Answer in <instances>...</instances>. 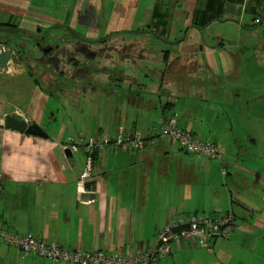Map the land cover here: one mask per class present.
Here are the masks:
<instances>
[{
  "label": "crops",
  "instance_id": "1",
  "mask_svg": "<svg viewBox=\"0 0 264 264\" xmlns=\"http://www.w3.org/2000/svg\"><path fill=\"white\" fill-rule=\"evenodd\" d=\"M207 18L217 19L206 25ZM260 26L264 0H0V45L21 62L0 69V223L66 250L137 254L157 249L169 218L231 214L229 239L205 246L183 240L154 264H264V106L236 105L218 94L221 82L239 79L230 74L229 47L244 31L248 41L252 33L258 38ZM38 47L48 48L46 55L61 52L65 61L54 70L42 67ZM116 51L129 71L113 66ZM147 59L151 74H133L144 71L138 63ZM43 68L53 94L35 76ZM79 74L89 76L87 83ZM64 78L79 90L93 89L79 100L99 94L104 104L94 110L99 97L78 101L71 112L76 99L60 103L61 95L76 96L59 87ZM135 89L151 95L141 103L150 115L109 102L118 91L132 96ZM90 111L100 117L89 121ZM14 114L49 137L8 129L6 118ZM173 116L183 131L216 144L222 161L188 154L169 138L141 152L100 151L86 185L95 198H79L88 155L82 148L73 152L71 138L115 139L119 128L148 137L160 118ZM0 264L64 263L0 243Z\"/></svg>",
  "mask_w": 264,
  "mask_h": 264
},
{
  "label": "built area",
  "instance_id": "2",
  "mask_svg": "<svg viewBox=\"0 0 264 264\" xmlns=\"http://www.w3.org/2000/svg\"><path fill=\"white\" fill-rule=\"evenodd\" d=\"M259 22L260 20H257V23ZM159 138H169L173 145L189 154L222 161V155L216 144L197 139L180 129L176 116L160 118L148 137L139 132L126 131L120 128L112 143L108 139H86L83 137H80L76 143L75 139L71 138L68 145L73 152H78L82 148L88 154L86 168L78 180L79 198L81 199L83 195L88 193L86 185L92 178L93 154L104 150L141 152L149 146L156 145ZM1 184L0 178V189ZM233 220L231 214L193 215L185 219L171 218L159 234L157 249L135 255L130 252H116L110 255L101 250L93 252L66 250L31 235L15 234L6 230L1 224L0 243L17 248L25 254L64 264H153L167 259L171 255L173 242L188 240L197 246H205L217 238L229 239L233 230Z\"/></svg>",
  "mask_w": 264,
  "mask_h": 264
},
{
  "label": "rangeland",
  "instance_id": "3",
  "mask_svg": "<svg viewBox=\"0 0 264 264\" xmlns=\"http://www.w3.org/2000/svg\"><path fill=\"white\" fill-rule=\"evenodd\" d=\"M260 31L261 32L258 34L259 35L258 38H256L255 35L252 33V38L248 37V38H250L249 41L246 38L247 33L244 31V35L242 36V39L237 38L238 43H234V44H232V46L229 47L233 51V56H234V61H235L233 71L230 74H239V79L232 81V82H226V83L221 82L220 86L223 88V90L220 91L218 89V94L224 93L226 95V99H228V101H229V99L232 98L231 102L236 104V105L250 104V105H256V106H264V27L263 26H260ZM48 35L49 34H46V36H48ZM11 43H12L11 45H13V47L16 48L17 45H16L15 40L12 39ZM244 43H250V44L244 45ZM16 49H18V48H16ZM38 49L40 51H42V53H40V56H39L41 61H43L42 67H48V68L54 70V69H56V67L59 63H63L65 61V57L60 54L61 52L57 55L51 53L50 55L46 56L43 53V50L40 49V47H38ZM112 50L113 49L110 48V51H112ZM121 53H123V52H121ZM121 53L119 54V52L116 51L115 54L117 56L115 57V60L113 62V66L118 67V69L122 68L124 71H129L130 68H128V67H131V66L128 65L127 62L123 63L121 61L122 60V58H121L122 54ZM34 55L37 56L35 53H34ZM127 55L128 54L125 51L123 56H127ZM29 59L30 58H29L28 51H27L26 54L25 53L23 54V60L27 61ZM138 65H141V69H144V71L143 72L135 71V73H133V74H145V72H147V74H151V69L154 68V66H153L154 64H151V60H149V59L145 60L144 62L141 61V63H138ZM31 66H34L33 63H31ZM98 67H100V64L98 62H96V63L93 62V68L96 69ZM135 67H136V65H135ZM33 68H34L33 73H36L37 71H35V67H33ZM138 69H140V68L138 67ZM82 70H83V68H82ZM43 73H48V70L43 68L40 72L35 74V76L37 78H39V80H41L42 82L44 81V83L46 84V87H47L46 90H48V88H49L48 91H50L53 94L54 89H51L49 87L50 82L47 79L48 76H50V74H43ZM93 74H100V72H93ZM112 74H119V73H117V69H116L112 72ZM124 74H131V73L126 72ZM50 78H51V76L49 77V79ZM73 78H75V77H73ZM73 78H71V80L64 78V80H65V81H63L64 85L61 84V85H59V87L60 88H69L70 89L69 91H71V92L75 91L76 96L74 94H71L70 96L61 95L60 96V101H61L60 103H63L67 106L68 101H72V100L76 99L77 101L74 100V102H72V104L68 106V107H70V109H73L71 112L74 111L75 106H76V108H79L78 107L79 104L77 103L78 101H81V102H83V104H85L88 101V99H92L90 101V103L92 104L94 98L99 97L97 99L98 103L96 105H91L94 110L99 108V103L104 104L105 100H103V97H100L99 94H97L96 96H88V98L86 100H84V99L79 100L80 97H78V96L80 94H82L83 92H85L87 90L89 91V89L92 92L93 89L90 86L86 87V85H84V86L81 85L82 87L79 90L77 85H75L76 83H73V81H74ZM77 78L80 81H82L83 83H87V81L89 80L88 75L79 74V76ZM145 81L146 80H142L141 83H143ZM130 91L131 90L118 91L117 96L114 97V99L109 100V102L111 104L114 103V104H116L120 107H124V108L131 107L134 115H138V114L139 115L141 114V116L144 114L150 115L151 114L150 111L145 113L144 108H142L141 103L145 102L148 98H150L151 95H149L145 91H139V90L135 89V90H132L135 93H133L131 96L128 93ZM82 96L84 97V95H82ZM221 98H223V97L221 96ZM68 99H70V100H68ZM100 99H102V100L100 101ZM126 102L129 103V105ZM131 102H135L136 104L134 106H130V105H132ZM247 114L251 115L252 119H253L254 114H252V113L251 114L247 113ZM95 115L99 116V113H96V112L94 113V112L90 111L89 115H88L89 121H91V119H93L95 117ZM221 115L224 116L222 118V120H227V118L225 117L226 116L225 112H221ZM145 119H148V118H145ZM59 120H62V118L60 117ZM147 133L148 132H146L145 135ZM262 145L264 146V143ZM148 148H151V147L149 146Z\"/></svg>",
  "mask_w": 264,
  "mask_h": 264
},
{
  "label": "water",
  "instance_id": "4",
  "mask_svg": "<svg viewBox=\"0 0 264 264\" xmlns=\"http://www.w3.org/2000/svg\"><path fill=\"white\" fill-rule=\"evenodd\" d=\"M10 62H18L19 56H17L11 48L4 45H0V69H7ZM6 127L11 130L18 131L23 134L31 136L41 137L47 139L48 134L37 124H30L27 122L21 114H14L6 118ZM93 194H85L81 197L83 201L94 199Z\"/></svg>",
  "mask_w": 264,
  "mask_h": 264
},
{
  "label": "trees",
  "instance_id": "5",
  "mask_svg": "<svg viewBox=\"0 0 264 264\" xmlns=\"http://www.w3.org/2000/svg\"><path fill=\"white\" fill-rule=\"evenodd\" d=\"M217 18L218 17H220V16H216ZM260 17V16H259ZM217 18H207L206 20H205V24L207 25L208 23H210V22H212L214 19H217ZM259 19V18H258ZM207 22V23H206ZM20 52H23V51H20ZM120 129V128H119ZM118 129V130H119ZM152 130V129H151ZM117 133H118V131H117ZM117 136V135H116ZM80 137H82V136H79V138ZM79 138L77 139H75V141H76V143L79 141ZM84 138V137H83ZM86 139H89V138H86ZM98 139V138H97ZM100 140V139H99ZM110 141H111V143L114 141V139H110ZM185 152V151H184ZM87 154V153H86ZM97 154V153H96ZM96 154H93L92 156H93V159H95V156H96ZM189 154V153H188ZM88 155V154H87ZM209 159V158H208ZM210 160H212V159H210ZM94 165V164H93ZM172 218H182V219H185L184 217H172ZM171 218H169V219H167L166 221H165V224H164V226L169 222V220H170ZM1 224V223H0ZM2 225V224H1ZM3 226V225H2ZM164 226H163V228H164ZM4 227V226H3ZM162 228V229H163ZM162 229L159 231V233H158V237H159V234H160V232L162 231ZM174 243H177V242H173L172 244H171V247H172V245L174 244ZM12 247V246H11ZM93 252V251H92ZM112 254H115V253H112ZM112 254H110V255H112ZM135 255V254H134ZM169 258V257H168ZM167 258V259H168ZM165 260V259H164ZM162 261V260H161ZM158 262H160V261H158ZM158 262H156V263H158ZM154 264V263H153Z\"/></svg>",
  "mask_w": 264,
  "mask_h": 264
},
{
  "label": "flooded vegetation",
  "instance_id": "6",
  "mask_svg": "<svg viewBox=\"0 0 264 264\" xmlns=\"http://www.w3.org/2000/svg\"><path fill=\"white\" fill-rule=\"evenodd\" d=\"M47 49H48V48H44L43 50L46 51ZM46 53H47V52H45V55H46ZM47 55H50V53L47 54ZM47 55H46V56H47ZM42 62H43V61H42Z\"/></svg>",
  "mask_w": 264,
  "mask_h": 264
}]
</instances>
